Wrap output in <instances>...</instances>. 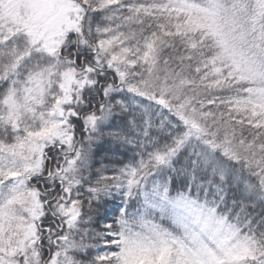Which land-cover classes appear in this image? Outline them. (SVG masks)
Wrapping results in <instances>:
<instances>
[{
    "label": "snow or ice",
    "instance_id": "snow-or-ice-1",
    "mask_svg": "<svg viewBox=\"0 0 264 264\" xmlns=\"http://www.w3.org/2000/svg\"><path fill=\"white\" fill-rule=\"evenodd\" d=\"M0 264H264V0H0Z\"/></svg>",
    "mask_w": 264,
    "mask_h": 264
}]
</instances>
